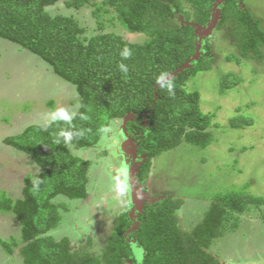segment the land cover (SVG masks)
Wrapping results in <instances>:
<instances>
[{
  "label": "trees",
  "instance_id": "obj_1",
  "mask_svg": "<svg viewBox=\"0 0 264 264\" xmlns=\"http://www.w3.org/2000/svg\"><path fill=\"white\" fill-rule=\"evenodd\" d=\"M58 2L0 0V38L39 57L54 74L74 85L80 98L69 119H55L44 127L30 125L4 138L5 144L28 154L39 172L35 179H24L19 198L0 191V212L14 213L20 224V240H0L2 248L7 254L18 248L23 264H224L208 250L211 243L237 229L238 215L251 205H263V197L238 191L219 194L188 231L180 227L177 216L182 198L165 196L144 203L135 218L122 210L99 254L90 250V238L74 246L68 237L56 240L48 233L60 222L53 202L57 196L78 200L88 194L89 164L73 155L69 145L95 146L112 121L131 116L124 128L141 162L134 175L139 185L146 183L151 160L162 151L182 141L199 148L213 141L209 130L213 115L202 112L197 91L185 88L214 61L209 38L201 41L196 26L205 27L214 18V30L231 25L236 54L227 60L240 64L263 60L260 20L241 0H64L68 8L91 7L99 31L106 25L101 17L113 14L129 33L147 36L138 43L113 32L86 38L85 28L72 15L49 13L47 8ZM125 50L131 52L127 58L122 55ZM190 59L189 67L156 87ZM233 78L222 76L221 89L237 81ZM228 123L245 128L253 120L240 115Z\"/></svg>",
  "mask_w": 264,
  "mask_h": 264
},
{
  "label": "rangeland",
  "instance_id": "obj_2",
  "mask_svg": "<svg viewBox=\"0 0 264 264\" xmlns=\"http://www.w3.org/2000/svg\"><path fill=\"white\" fill-rule=\"evenodd\" d=\"M264 30V0H241ZM51 15H72L85 28L86 38L99 32H113L125 41L141 43L147 36L129 33L106 14L99 31L91 7L68 8L64 0L47 8ZM213 24L217 18L213 19ZM200 29V28H199ZM201 41L209 38L214 58L210 70L198 73L187 84L188 91L200 94L202 112L213 115L209 130L213 141L204 148L182 141L173 149L152 158L146 183L130 178L139 156L136 145L126 133L127 116L108 125L99 142L89 148L70 152L89 164L87 197L71 200L57 196L59 224L49 231L56 240L68 237L74 246L90 238V250L99 254L118 213L127 210L135 218L144 203L171 196L182 198L177 211L179 225L188 231L199 223L217 195L238 191L264 198V57L260 62L228 61L236 54L232 45V26L200 29ZM200 43V41H199ZM236 79L221 89L224 75ZM53 101V104L50 103ZM80 98L74 85L61 79L39 57L8 40L0 38V191L16 199L21 196L24 179H35L39 167L29 155L4 143L30 125L46 126L55 119H69L76 112ZM253 120L245 128H232L233 116ZM237 229L213 240L209 251L224 264H264V204L249 206L238 215ZM20 240V224L14 213L0 212V240ZM12 243V242H11ZM0 242V264H23L17 253L7 254ZM141 254L140 250H137Z\"/></svg>",
  "mask_w": 264,
  "mask_h": 264
},
{
  "label": "water",
  "instance_id": "obj_3",
  "mask_svg": "<svg viewBox=\"0 0 264 264\" xmlns=\"http://www.w3.org/2000/svg\"><path fill=\"white\" fill-rule=\"evenodd\" d=\"M211 25H215V23L213 24V22H211L210 24H208V25L205 26V27L210 28ZM196 28H197V32H198V33L203 34V33L200 31V29L204 28L203 26H198V25H197ZM199 28H200V29H199ZM197 56H198V55H197ZM197 56H196V57H197ZM190 62H191V59L188 60V61H186V62H185L180 68H178L177 70H175L173 73H171V74H169L168 76H166V77L162 78L161 80H159V82H158V84H157L156 87H158L161 83H164V82L169 81V80L172 79L174 76H176V74H177L178 72H180L181 70H183V69L189 67V66H190ZM127 121H128V120H126V122H127ZM126 122H125V123H126ZM125 123H124V125H125ZM134 154H135V153H134ZM135 157H137V156H135ZM141 157L144 158V156H141ZM140 163H141V162L136 163V165L133 167V170H132L131 175H130V178L133 179V181H132V187H133V191H134V192H136V185H135V181H134V175H135L136 170H137V167L140 165ZM141 207H142V206H140L139 210L141 209ZM139 210H138V211H139Z\"/></svg>",
  "mask_w": 264,
  "mask_h": 264
},
{
  "label": "clouds",
  "instance_id": "obj_4",
  "mask_svg": "<svg viewBox=\"0 0 264 264\" xmlns=\"http://www.w3.org/2000/svg\"><path fill=\"white\" fill-rule=\"evenodd\" d=\"M122 55L124 56V57H128V56H130L131 55V52L130 51H128V50H125L123 53H122ZM121 70L122 71H127V69H126V67L124 66V65H121ZM168 90H169V92H172V85L171 84H169L168 85ZM137 148V147H136ZM135 156H136V154H135Z\"/></svg>",
  "mask_w": 264,
  "mask_h": 264
},
{
  "label": "flooded vegetation",
  "instance_id": "obj_5",
  "mask_svg": "<svg viewBox=\"0 0 264 264\" xmlns=\"http://www.w3.org/2000/svg\"><path fill=\"white\" fill-rule=\"evenodd\" d=\"M136 150H137V148H135V154H136Z\"/></svg>",
  "mask_w": 264,
  "mask_h": 264
}]
</instances>
